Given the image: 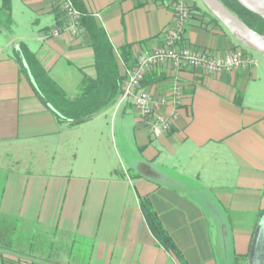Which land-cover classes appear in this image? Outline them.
Segmentation results:
<instances>
[{"label":"crops","instance_id":"0c3cea01","mask_svg":"<svg viewBox=\"0 0 264 264\" xmlns=\"http://www.w3.org/2000/svg\"><path fill=\"white\" fill-rule=\"evenodd\" d=\"M3 1L12 18L0 31V154H17V167L20 154L40 156L41 168L0 162V216L47 230L57 247L65 239L70 253L90 244L89 258L75 262L56 251L61 264H181L147 224L140 200L148 197L184 264L249 261L264 217V54L195 3L200 12L182 45L217 55L241 50L252 63L218 76L168 65L149 72L143 88L154 103L166 100L160 113L174 121L159 139L121 97L73 126L58 120L16 56L27 48L73 99L97 77L89 33L82 26L77 36H52L61 27L56 0ZM80 1L107 34L125 82L141 53L165 44L175 20L166 0Z\"/></svg>","mask_w":264,"mask_h":264},{"label":"trees","instance_id":"16d2710c","mask_svg":"<svg viewBox=\"0 0 264 264\" xmlns=\"http://www.w3.org/2000/svg\"><path fill=\"white\" fill-rule=\"evenodd\" d=\"M220 1L250 29L264 36V20L261 17L245 9L237 0ZM73 3L82 13L81 25L86 28L93 42L97 77L95 79H85L78 96L72 99L49 77L35 55L27 48L21 47L22 55H17L16 60L58 120L76 126L94 119L112 107L123 93L125 77L120 74L114 48L105 31L96 24L92 16L87 14L83 2L73 0ZM190 6L192 15L200 12L196 4L190 3ZM11 18V15L4 12L3 1L0 3V31L4 30ZM127 49L128 47L124 48L121 53L125 61L128 59ZM146 76L142 82V87L145 86ZM140 206L158 243L165 250L173 253L181 264H184L185 261L181 251L164 228L149 198H141ZM4 223L3 228L0 227V264H40L41 260L61 264L64 261L63 256H59L57 253L45 255L41 253V250L34 254L27 253L23 248H20L19 243L11 238V235L18 234L16 228L8 224L7 221L5 225ZM1 230L4 231V235L1 234ZM23 240L25 241L26 237H23ZM235 264H248V257L238 258Z\"/></svg>","mask_w":264,"mask_h":264},{"label":"built area","instance_id":"2783aa9c","mask_svg":"<svg viewBox=\"0 0 264 264\" xmlns=\"http://www.w3.org/2000/svg\"><path fill=\"white\" fill-rule=\"evenodd\" d=\"M166 1L174 12L175 20L165 32V44L153 50H146L137 57L127 75L121 95L122 100L132 101L135 111L155 139L170 131L174 121L160 113L166 100L154 103L150 93L142 87V82L149 72L168 65L178 71L190 68L209 76H218L244 69L252 63L241 50L217 55L206 50L183 46L185 30L193 16L191 6L184 0ZM56 3L61 17V27L54 29L52 36H58L63 32L72 36L79 35L82 28V13L76 8L73 0H56ZM175 93L176 97L180 96L179 89H176Z\"/></svg>","mask_w":264,"mask_h":264},{"label":"rangeland","instance_id":"374dc122","mask_svg":"<svg viewBox=\"0 0 264 264\" xmlns=\"http://www.w3.org/2000/svg\"><path fill=\"white\" fill-rule=\"evenodd\" d=\"M187 3H199L200 6L204 9H207L203 3L201 2V0H184ZM2 155H4V159H2ZM12 154H10L9 158L6 159L5 156L6 154H0V162L4 165H8V168L10 167H17V164H15V162L18 160L17 159V154L14 155V158H12L11 156ZM22 155L21 157H23V162H21V166L17 167V169H31V170H38L41 168V166H39V161L38 159L40 158V156H37V161L36 159H34L33 155L31 156V154H20ZM126 154H121V158L123 163H125L126 161ZM58 161V160H57ZM72 161V160H71ZM70 161V162H71ZM0 164V166L2 165ZM4 165L2 166V168L4 169ZM62 169L65 170V168L62 166ZM2 185L0 184V196L2 193V189H1ZM4 217H0V227L3 228V222L6 223V221H4ZM4 223V225H5ZM8 224H11L13 227L16 228L17 233L18 234H14L11 235V238L13 241L19 243L20 248H23V250H25L27 253H36L37 251L41 250V253H44L45 255H54L56 253V251H58L59 253H64V255H68V258H71V262H75L77 257H82V258H89V254H90V244L88 243H83V242H79V246L82 247V254L78 255L77 254V249H74L71 253L70 250L67 249L66 246V241H64L65 239L60 238V240L56 241L58 247L56 246V243L52 244L50 234L49 232L46 231H40L37 230V228H34L31 224H24L22 222H16L14 220L9 219L7 221ZM16 225V226H14ZM3 232V233H2ZM1 234L4 235V231L1 230ZM20 235V236H19ZM23 237H26V240L22 241ZM81 243V244H80ZM40 261V260H39ZM40 264H51V262H48L47 260H41Z\"/></svg>","mask_w":264,"mask_h":264},{"label":"water","instance_id":"95a60500","mask_svg":"<svg viewBox=\"0 0 264 264\" xmlns=\"http://www.w3.org/2000/svg\"><path fill=\"white\" fill-rule=\"evenodd\" d=\"M245 9L264 20V0H237ZM207 10L246 46L264 54V36L250 29L220 0H201ZM248 264H264V217L258 225L251 245Z\"/></svg>","mask_w":264,"mask_h":264}]
</instances>
